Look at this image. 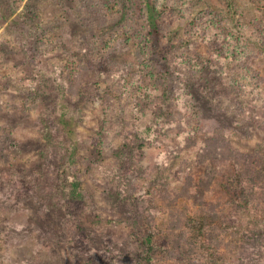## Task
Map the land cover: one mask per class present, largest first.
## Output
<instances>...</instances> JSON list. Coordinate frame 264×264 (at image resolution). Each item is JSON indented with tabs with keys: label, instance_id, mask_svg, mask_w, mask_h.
Masks as SVG:
<instances>
[{
	"label": "rangeland",
	"instance_id": "1",
	"mask_svg": "<svg viewBox=\"0 0 264 264\" xmlns=\"http://www.w3.org/2000/svg\"><path fill=\"white\" fill-rule=\"evenodd\" d=\"M186 1L184 15L171 23L167 36L157 28L159 12L151 10L154 33L149 42L142 46V38L136 37L117 53L114 22L107 23L116 19V11L106 0H0V138L7 135L18 144L16 153L5 149L0 157V264H85L73 241L81 233L95 247L122 257L140 253L144 224L159 206L148 201L146 191L164 184L176 193L183 174L197 179L211 165L198 158L200 137L191 128L218 129L244 154L264 152V0ZM99 6L110 8L104 14L106 21L95 16ZM135 8H140L138 0ZM207 12L215 14L217 26L205 22L206 34L194 33L196 21ZM134 16L136 28L139 22ZM32 17L39 25L25 23ZM36 27L40 29L36 40L42 46L33 41ZM215 34L228 37L225 43L228 52H234L233 67L211 57L207 43ZM183 40L187 46L169 58ZM29 56L45 72L31 85ZM163 63L168 64L164 78L158 74ZM111 64L114 69L108 67ZM110 75L115 86L125 84V77L138 80L140 96L143 90L170 80L184 83L188 90L181 102L190 106L193 123L188 127L184 121L179 131L129 153L127 157L135 162L132 171L124 170L116 155L121 142L105 135L110 88L105 77ZM223 76L239 82L238 90H227L219 80ZM132 102L119 103L116 115L135 119ZM50 121L59 123L56 143L45 146L42 129ZM189 136L196 143L187 148ZM76 163L70 175L76 174L85 204L79 221L76 218L70 225L59 204L56 177L49 173L55 170L61 180L65 165ZM45 188L49 192L44 196ZM207 199L222 202L214 194ZM155 221L166 222L162 216ZM233 224L236 237L224 236L232 253L221 259L210 254L206 264H264V211H241Z\"/></svg>",
	"mask_w": 264,
	"mask_h": 264
},
{
	"label": "trees",
	"instance_id": "2",
	"mask_svg": "<svg viewBox=\"0 0 264 264\" xmlns=\"http://www.w3.org/2000/svg\"><path fill=\"white\" fill-rule=\"evenodd\" d=\"M135 1L106 0L107 5L112 4L116 11V19L107 23L114 22L115 28L112 30V34H115L113 37L119 43V49L117 44L115 45L117 53L128 48L131 39H136V37H138L137 39L142 38V46L149 42V37L154 33L151 10L159 12L157 15L158 26H156L163 36H167L166 32L171 27V23L184 15L187 2L186 0L172 2L171 0H153V3L149 4L148 0H138L140 8L136 10ZM159 8L164 10H158ZM109 9L103 10L99 6L95 10V16L101 18V21H106L104 14L106 11L109 12ZM211 13L207 12L206 16L199 17L194 33L206 34L209 30L207 25L214 28L217 26L216 23L219 20L214 16L215 14ZM135 14L136 21L139 22V26L136 28ZM36 19L35 17L29 18L25 23H29L28 26L30 27L32 24L39 25L40 22ZM205 22H208L206 26L202 24ZM36 32L38 35L33 41L42 46L40 39L36 40L40 35L38 27H36ZM118 35L120 36L118 37ZM227 38V36L215 34L209 40L211 43L207 44L213 59L232 64L233 67L234 52H228L225 43ZM182 45L186 47L187 43L184 40L176 43L174 52L172 51L169 58H175L176 51ZM193 53V57L199 60L198 53L195 51ZM28 59L32 61V64H29V69L33 75L29 82L31 85L37 75L42 76L45 72L40 70L39 65L34 64L33 56H29ZM161 65L158 74L164 78L168 75V64L163 63ZM108 67L114 69L113 64ZM234 67L237 68V66ZM105 79L108 81L107 86H110L106 91L108 104L107 127L104 129L107 132L105 135L121 142L120 152L118 151L116 155L118 159L124 162V170L128 168L132 171L135 162L133 157L129 156V158L127 155L129 153L136 154L145 142L158 143L159 136H166L173 130L179 131L184 121L188 123V127L193 123V116L188 110L190 106L185 108V103L181 102L182 94L186 95V91H188L184 83L180 84L171 80L167 83L159 82L152 89H142L144 94L140 96L138 92L141 86L138 80L132 81L133 79L125 77L122 79L125 84L122 82L121 86H115L113 85L114 76L110 75ZM219 80L229 91L236 90L239 83L233 82L228 76L220 77ZM76 96V93L71 94L73 99ZM144 96L145 98H143ZM127 100H133L131 108L132 112L137 114L136 120H128L125 115L118 116L115 113L118 104L126 103ZM0 109H3L1 104ZM127 117H130V114ZM57 123L50 121L46 126L44 124L41 135L45 142L43 145L50 146L51 142L56 143L54 137L56 136L55 127ZM190 131L194 134L199 133L201 150L198 158L202 156V159L211 165L206 166L197 179H193L189 173L183 174L182 187L176 193L168 191L164 184L146 191L150 197L148 201L152 204L157 202L159 206L154 208L156 211L154 216H150L144 224L145 234L141 241L143 244L142 251L132 257H122L112 253V250L108 251L95 247L85 233L75 235L72 232L73 237L75 235L73 241L77 244L79 253L77 257L81 261H84L85 264H206L207 256L210 254L216 259H221L228 253H232L233 247L231 243L229 245L224 243V236L236 237V234L232 232V227L235 220L239 219L241 211L252 209L264 211L263 149L244 154L238 149H234L228 138L218 129L208 132L201 128H191ZM156 134L158 135L156 136ZM4 138H0V157L4 154L5 149L16 153L18 148V144L13 143L10 137L6 135ZM187 139L190 144L186 145L187 148L196 143L194 137ZM47 150L44 154L47 153ZM78 165L79 163L65 165L66 173L64 172L62 175L64 178L61 180L57 178L58 172L55 170H51L49 173L56 177L57 189L62 197V202L59 204L61 209L65 211L70 225L74 223L76 218L79 221V215L85 204V198L80 190V183L76 174L73 172L70 175V170L73 171ZM51 186L53 188V185ZM45 189L44 196L49 192L48 188ZM210 194L218 195L222 202L218 205L212 203L211 200L208 201L207 198ZM45 205L46 202L43 198L42 209ZM156 216H162L166 222L163 225L157 224Z\"/></svg>",
	"mask_w": 264,
	"mask_h": 264
}]
</instances>
